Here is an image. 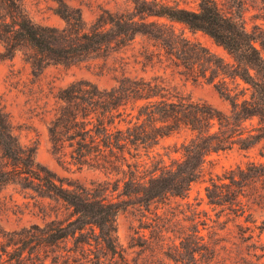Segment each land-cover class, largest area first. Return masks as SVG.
Segmentation results:
<instances>
[{"label": "trees", "instance_id": "16d2710c", "mask_svg": "<svg viewBox=\"0 0 264 264\" xmlns=\"http://www.w3.org/2000/svg\"><path fill=\"white\" fill-rule=\"evenodd\" d=\"M132 2L137 13L181 21L190 29L208 33L228 51L232 61L222 63L198 43L186 41L177 47L179 57L184 60L187 53L203 52L200 58L208 61V68L221 74L216 88L229 100L231 112L222 115L205 101L166 96L162 85L141 76L122 74L109 87H100L87 79L73 80L56 94L58 105L48 123L51 149L59 157L68 156L79 164L117 170L116 159H127L125 152L132 155L131 148L151 146L159 136L175 131L180 125L188 126L198 134L182 143L183 159L170 169L148 177L135 191L136 195L125 193L143 202L167 194L184 196L210 151L225 149L234 142L247 147L257 140L255 133L243 136L234 126L237 120L252 115L264 117V26L258 23L248 26L244 16L246 0H196L195 8L169 0ZM56 12L66 21L62 27L34 20L25 0H0V39L4 55L11 56L18 46H29L35 51L30 56L31 64L38 70L44 61H73L112 41L147 32L125 12L106 11L89 26L78 7L62 0ZM200 74L207 77L206 69ZM226 76L246 82L250 87L249 95H244L241 89L232 92L225 87ZM215 119L221 130L225 128V134L211 130ZM235 134L240 135L234 137ZM34 153L35 146L19 140L9 115L0 106V186L10 181L21 182L41 195L64 200L72 207L73 215L66 222L51 220L44 225L32 224L19 229L0 228V264H105L102 255L85 247L92 244V239L100 243L106 251L104 254L111 255L112 261L117 259L112 264H129L116 241L115 215L119 204L96 193L94 187L71 181L64 185L62 177L41 165ZM261 175H264V164L250 161L244 168L239 166L218 177L219 180L228 178L236 185L235 189L217 191L221 183L224 186L227 183L212 179L206 186V194L211 203H233L241 192L239 186L249 185ZM87 226L90 232L85 230ZM69 237L75 249L60 250L59 243ZM70 250L74 254L68 253ZM195 251L197 249L192 248L185 264H200Z\"/></svg>", "mask_w": 264, "mask_h": 264}, {"label": "rangeland", "instance_id": "374dc122", "mask_svg": "<svg viewBox=\"0 0 264 264\" xmlns=\"http://www.w3.org/2000/svg\"><path fill=\"white\" fill-rule=\"evenodd\" d=\"M62 1L78 7L87 26L106 11L125 12L147 32L112 41L73 61H44L38 70L31 64L30 56L35 52L32 48L18 46L11 56H5L0 39V106L9 115L19 140L35 146V159L62 177L64 185L71 181L94 187L96 193L119 204L115 215L116 241L129 264H185L192 248L197 249L194 255L200 264H264V175L249 185L239 186L241 192L233 203H211L206 194V186L212 179L227 183L225 186L221 183L217 191L227 192L228 187L235 189L236 185L228 178H218L231 169L244 168L250 161L264 164V117L252 115L237 120L234 126L237 132L242 131L243 136L255 133L257 140L247 147L234 142L225 149L210 151L184 196L167 194L149 202L138 201L136 196L125 193L136 195L135 191L148 177L181 161L182 143L195 138L198 134L195 130L180 125L175 131L159 136L151 146L131 148L132 155L125 152L127 159H116L117 170L79 164L68 156L59 157L51 149L48 132V123L58 105L56 94L61 87L78 79L109 87L122 74L151 79L163 86L166 96L205 101L222 115L229 114L231 104L215 84L221 80V74L208 68V61L200 58L203 52L187 53L184 60L179 57L177 47L186 41L198 43L222 63L232 61L228 51L208 33L190 29L181 21L137 13L132 0ZM169 1L196 7V0ZM25 2L34 20L59 27L66 24L56 12L59 0ZM244 16L248 26L254 23L264 26V0H246ZM204 69L207 77L200 74ZM224 83L232 92L241 89L246 96L250 93L248 84L238 77L226 76ZM218 126L215 119L211 130L225 134V128L221 130ZM72 218V207L60 198L41 195L21 182L10 181L0 186L1 229L44 225L51 220L66 222ZM85 230L90 232L88 226ZM91 242L85 247L102 255L105 264L117 260L112 261L110 254H104L106 251L100 243L93 239ZM59 244L60 250L75 249L71 237ZM68 253L74 254V251Z\"/></svg>", "mask_w": 264, "mask_h": 264}]
</instances>
